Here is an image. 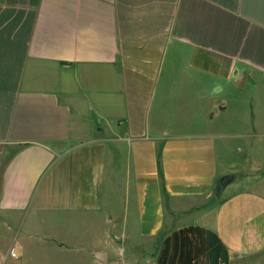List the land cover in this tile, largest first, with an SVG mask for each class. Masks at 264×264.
Wrapping results in <instances>:
<instances>
[{"label":"crops","instance_id":"1","mask_svg":"<svg viewBox=\"0 0 264 264\" xmlns=\"http://www.w3.org/2000/svg\"><path fill=\"white\" fill-rule=\"evenodd\" d=\"M255 149L264 0H0L3 264H264Z\"/></svg>","mask_w":264,"mask_h":264},{"label":"rangeland","instance_id":"2","mask_svg":"<svg viewBox=\"0 0 264 264\" xmlns=\"http://www.w3.org/2000/svg\"><path fill=\"white\" fill-rule=\"evenodd\" d=\"M241 150V147H239ZM255 156L254 158L259 159V160H264V150H254ZM260 153V154H258ZM6 233L5 230L0 227V264H3L2 257L3 255L8 251L9 245L7 244L6 241ZM14 248L17 249L20 253L26 254L27 253V248L25 244L19 243V240L15 242ZM30 248V250H29ZM28 251L30 256L32 257V262L35 263L37 261L38 264H71V262L74 261V257L69 254V253H64L63 255L60 256H54L53 260L46 256L43 250L39 249L38 245H29L28 246ZM12 253V252H11ZM43 254L45 256H43ZM9 255V254H8ZM27 255V254H26ZM28 256V255H27ZM10 258V256H9ZM28 264V263H26ZM36 264V263H35Z\"/></svg>","mask_w":264,"mask_h":264},{"label":"water","instance_id":"3","mask_svg":"<svg viewBox=\"0 0 264 264\" xmlns=\"http://www.w3.org/2000/svg\"><path fill=\"white\" fill-rule=\"evenodd\" d=\"M231 179V176L230 175H227V176H223L221 177L218 181H217V184H216V187H215V190H214V193L215 195L219 196L222 189L224 188V186L230 181Z\"/></svg>","mask_w":264,"mask_h":264}]
</instances>
